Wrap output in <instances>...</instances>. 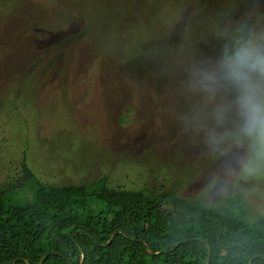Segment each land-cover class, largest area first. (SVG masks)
Returning <instances> with one entry per match:
<instances>
[{
  "label": "rangeland",
  "instance_id": "1",
  "mask_svg": "<svg viewBox=\"0 0 264 264\" xmlns=\"http://www.w3.org/2000/svg\"><path fill=\"white\" fill-rule=\"evenodd\" d=\"M54 19L65 33L50 39ZM242 27L264 34V0H0V185L25 154L45 184L104 176L212 203L239 196L254 218L264 173L225 176L241 151L231 138L219 152L206 143L230 93L192 77Z\"/></svg>",
  "mask_w": 264,
  "mask_h": 264
},
{
  "label": "trees",
  "instance_id": "2",
  "mask_svg": "<svg viewBox=\"0 0 264 264\" xmlns=\"http://www.w3.org/2000/svg\"><path fill=\"white\" fill-rule=\"evenodd\" d=\"M56 20L50 39L65 33ZM245 206L239 196L223 204L109 186L104 176L45 184L24 154L21 174L0 185V264H39L45 255L43 264H80L82 251L81 264H205L209 248V264H264V207L248 219ZM147 244L168 251L152 255Z\"/></svg>",
  "mask_w": 264,
  "mask_h": 264
},
{
  "label": "clouds",
  "instance_id": "3",
  "mask_svg": "<svg viewBox=\"0 0 264 264\" xmlns=\"http://www.w3.org/2000/svg\"><path fill=\"white\" fill-rule=\"evenodd\" d=\"M240 33L224 44L210 66L192 70L193 82L201 90L212 95L221 89L230 93L216 107L214 124L205 129L206 143L214 151H222L231 138L242 153L225 164V176L237 170L247 175L264 173V34H251L243 27ZM226 125L230 137L219 131Z\"/></svg>",
  "mask_w": 264,
  "mask_h": 264
},
{
  "label": "water",
  "instance_id": "4",
  "mask_svg": "<svg viewBox=\"0 0 264 264\" xmlns=\"http://www.w3.org/2000/svg\"><path fill=\"white\" fill-rule=\"evenodd\" d=\"M73 235H74V234H72V238H73ZM114 236H115V233L112 234L111 237L108 239V241H107L105 244H103V245L106 246V245L110 244V243L112 242ZM178 245H179V242L176 243L175 246H174L173 248H171V249H174V248L177 247ZM166 251H168V250H161V251H159V252H154V251L150 248V246L147 244V252H149V253L152 254V255L160 254V253H164V252H166ZM84 257H85V255H84V253H83V251H82V259H81V261H80V264L83 262ZM210 257H211V249L209 248V252H208V256H207V259H206V263H205V264H209ZM45 258H46V255L41 259V261H40L39 264H43V261H44ZM251 263H252V259L249 260V264H251Z\"/></svg>",
  "mask_w": 264,
  "mask_h": 264
}]
</instances>
